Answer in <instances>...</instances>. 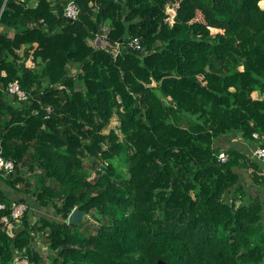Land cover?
<instances>
[{
  "label": "trees",
  "instance_id": "16d2710c",
  "mask_svg": "<svg viewBox=\"0 0 264 264\" xmlns=\"http://www.w3.org/2000/svg\"><path fill=\"white\" fill-rule=\"evenodd\" d=\"M67 1L0 0V263L264 264V0Z\"/></svg>",
  "mask_w": 264,
  "mask_h": 264
},
{
  "label": "built area",
  "instance_id": "2783aa9c",
  "mask_svg": "<svg viewBox=\"0 0 264 264\" xmlns=\"http://www.w3.org/2000/svg\"><path fill=\"white\" fill-rule=\"evenodd\" d=\"M78 6L74 0H68L63 9V13L67 18H75L78 14ZM128 45L132 47H139V40L137 37H133L129 40ZM8 90L14 92L19 99H25L27 94L19 87L17 80H12L8 84ZM253 135L256 137L258 136L256 132H253ZM252 154L261 159L264 162V142L263 144H257L252 149ZM218 157L221 160L226 158V152L224 150H220L218 152ZM13 169V160L9 157H6L1 152V145H0V170L3 172L4 175H7ZM5 207V202L0 200V210ZM27 208V205L23 201H12L11 202V210L10 215L13 218L15 224H18L20 221V217ZM8 222L10 221L9 217L6 214H0V222ZM39 241V240H38ZM43 243L41 241L37 242V244ZM0 264H31L28 262V259L25 256H21L20 254H16L12 260V262L0 263Z\"/></svg>",
  "mask_w": 264,
  "mask_h": 264
},
{
  "label": "rangeland",
  "instance_id": "374dc122",
  "mask_svg": "<svg viewBox=\"0 0 264 264\" xmlns=\"http://www.w3.org/2000/svg\"><path fill=\"white\" fill-rule=\"evenodd\" d=\"M171 18V16H170ZM106 25H103V33H102V37L105 38V31L104 28ZM253 94L256 96L259 94V91L256 89ZM164 98V97H163ZM182 123H186L189 124L190 121L184 117ZM109 128H114L116 130V132H118V135L120 137V139L123 138L122 133L120 132V130L118 129V120L115 117H112L111 120L109 121V123L103 128V130L107 131ZM232 139H237V137H232ZM112 161L114 163V166L116 168V170L119 172L120 175L122 176H126L127 173V169H126V151L121 152V154H119L118 156H115L112 158ZM84 213L82 216H84L86 218V220L82 219V226H87V228L89 230H93L95 227V224H97V220L95 219V217H93L90 214H86ZM82 218V217H81ZM38 246L40 247V249L42 250V254L43 256L46 255V253L48 252V249L45 245V243H39ZM45 258V257H44Z\"/></svg>",
  "mask_w": 264,
  "mask_h": 264
},
{
  "label": "water",
  "instance_id": "95a60500",
  "mask_svg": "<svg viewBox=\"0 0 264 264\" xmlns=\"http://www.w3.org/2000/svg\"><path fill=\"white\" fill-rule=\"evenodd\" d=\"M103 28H100L96 37L95 43L98 45H103L107 43V40L102 37ZM85 213V210L79 209L77 206H74L67 216V221L74 223L81 219L82 215Z\"/></svg>",
  "mask_w": 264,
  "mask_h": 264
},
{
  "label": "crops",
  "instance_id": "0c3cea01",
  "mask_svg": "<svg viewBox=\"0 0 264 264\" xmlns=\"http://www.w3.org/2000/svg\"><path fill=\"white\" fill-rule=\"evenodd\" d=\"M28 2H29L30 5H33V4H36L37 0H28ZM0 29L1 30H5L6 28L4 29L3 26H0ZM8 33L9 34H12L13 31L12 30H8ZM5 185H6L5 182L0 179V187L4 188V187H6ZM9 193H12V191L10 190V188H9Z\"/></svg>",
  "mask_w": 264,
  "mask_h": 264
}]
</instances>
